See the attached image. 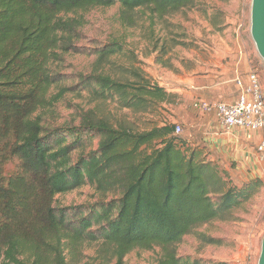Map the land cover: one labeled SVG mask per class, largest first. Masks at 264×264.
<instances>
[{
  "label": "trees",
  "instance_id": "obj_1",
  "mask_svg": "<svg viewBox=\"0 0 264 264\" xmlns=\"http://www.w3.org/2000/svg\"><path fill=\"white\" fill-rule=\"evenodd\" d=\"M197 2L0 0V264H79L84 245L98 246L97 255L115 264L134 250L155 249L153 264H203L179 256L184 239L194 235L217 245L197 230L233 220L260 192L259 178L241 188L230 184L202 150L174 134L175 124L136 131L89 110L78 125L48 126L39 114L75 89L65 85L58 66L62 54L76 51L86 13L118 6L125 27L142 17L154 27ZM26 6L38 7L43 16L15 42L16 20ZM93 51L105 64L122 46ZM130 73L133 80H114L95 71L80 78L79 90L93 101L116 100L132 113H152L175 97L140 72ZM11 162L14 170L6 173ZM84 187L93 200L56 205V197Z\"/></svg>",
  "mask_w": 264,
  "mask_h": 264
},
{
  "label": "rangeland",
  "instance_id": "obj_2",
  "mask_svg": "<svg viewBox=\"0 0 264 264\" xmlns=\"http://www.w3.org/2000/svg\"><path fill=\"white\" fill-rule=\"evenodd\" d=\"M250 6L251 0H198L195 8L168 18L162 25L150 26L149 21L142 17L133 28L125 27L120 21L118 6L86 13L79 39L74 42L76 51L62 54L58 66L59 72L68 81L65 85H75V89L66 93L49 112H39L44 125H78L79 115L89 110L114 125L129 126L136 131L166 123L179 125L182 128L180 136L186 145L202 150L205 158L218 166L230 184L241 188L244 185L243 174L249 173V170L241 168L237 158L233 160V156L215 153L202 140L189 138L190 133L197 132L191 124L199 119L191 105L199 97H195L197 90L190 89L182 81L187 75L193 77L196 89V86L206 87L210 76H217L219 82L226 80L221 71L235 57L237 59L241 51L264 88V64L250 36ZM42 16L38 7L26 6L16 20L15 42L17 35L36 27ZM111 44L121 45L122 52L100 64L93 49ZM95 71L114 80H133L130 72H140L151 83L175 97L152 113L119 109L116 100L93 101L87 92L79 90L81 84L78 81ZM179 89L181 93L177 92ZM204 90L205 94H211L210 90ZM56 92L53 90L51 94ZM185 93L192 97L188 99ZM243 140L248 143L247 137ZM243 158L241 161L245 162ZM14 166V162L7 164L5 172L11 173ZM94 196L91 189L84 187L56 197V205L79 206L93 200ZM197 233L219 242L208 245L200 243L197 236H187L178 248L179 256H189L203 264H257L264 235V182L260 192L233 213V220L212 222L199 228ZM80 250L79 264H115L110 257H99L96 245H84ZM157 257L158 249L134 250L126 255L123 264H153Z\"/></svg>",
  "mask_w": 264,
  "mask_h": 264
},
{
  "label": "crops",
  "instance_id": "obj_3",
  "mask_svg": "<svg viewBox=\"0 0 264 264\" xmlns=\"http://www.w3.org/2000/svg\"><path fill=\"white\" fill-rule=\"evenodd\" d=\"M238 53V58L236 59L235 57L230 65L224 71H221L225 75L226 80L223 79V81L219 82L217 81V76H210L206 87L196 86V89L193 77L187 75L185 76L186 80L182 82L189 85L190 89L197 90V94H195V97H199L197 100L224 103L234 102L239 93L234 80L236 78L244 80L246 75L251 72L242 52L239 51ZM204 89L210 90L211 94H205ZM177 92L181 93L182 91L179 89ZM185 94L188 99L192 97L191 94ZM207 99H210V101ZM194 115L198 116L199 121L196 119L195 123L191 124L192 128L193 126L196 128L197 132L190 133V139L194 141L202 140L215 153L224 154L225 157L233 156V160L237 158L240 167L249 170V173L243 174L245 177L242 180V184L256 178L264 182V160L260 161L257 153V147L264 138L263 133L247 134L236 129L227 132L219 125L213 115L202 114L198 111ZM237 135L242 137L238 138ZM246 137L247 144L243 140ZM241 158L245 162L241 161Z\"/></svg>",
  "mask_w": 264,
  "mask_h": 264
},
{
  "label": "built area",
  "instance_id": "obj_4",
  "mask_svg": "<svg viewBox=\"0 0 264 264\" xmlns=\"http://www.w3.org/2000/svg\"><path fill=\"white\" fill-rule=\"evenodd\" d=\"M234 84L238 97L234 102H207L195 100L192 108L202 114L213 115L225 131L233 129L247 134L263 133L264 135V88L260 77L254 71L245 79L236 78ZM182 128L175 125L174 134L180 135ZM259 160H264V138L257 147Z\"/></svg>",
  "mask_w": 264,
  "mask_h": 264
},
{
  "label": "water",
  "instance_id": "obj_5",
  "mask_svg": "<svg viewBox=\"0 0 264 264\" xmlns=\"http://www.w3.org/2000/svg\"><path fill=\"white\" fill-rule=\"evenodd\" d=\"M250 36L258 56L264 64V0H251ZM257 264H264V235Z\"/></svg>",
  "mask_w": 264,
  "mask_h": 264
}]
</instances>
